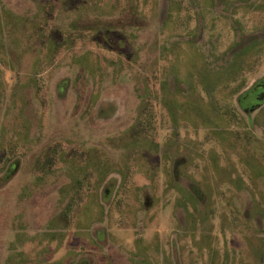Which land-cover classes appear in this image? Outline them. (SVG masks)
Listing matches in <instances>:
<instances>
[{
  "label": "rangeland",
  "instance_id": "374dc122",
  "mask_svg": "<svg viewBox=\"0 0 264 264\" xmlns=\"http://www.w3.org/2000/svg\"><path fill=\"white\" fill-rule=\"evenodd\" d=\"M217 2L0 0V264H264V0Z\"/></svg>",
  "mask_w": 264,
  "mask_h": 264
},
{
  "label": "trees",
  "instance_id": "16d2710c",
  "mask_svg": "<svg viewBox=\"0 0 264 264\" xmlns=\"http://www.w3.org/2000/svg\"><path fill=\"white\" fill-rule=\"evenodd\" d=\"M51 1L53 3H51ZM58 1H60V0H30V2H32V4L35 3L37 6H40L39 9H38V11H42L44 14L48 11V9H54V8H56L55 7L56 6L55 3L56 2L58 3ZM64 1L69 2L71 0H63V2ZM191 1H195L196 3H198V0H191ZM225 1L226 0H218L217 3H222L221 5H224V2ZM182 2H184V0H180V3L179 4L184 5V3H182ZM40 4H42V5H40ZM182 5H181L180 9H182L183 11L185 10V8L189 9V7H185L184 8V6H182ZM43 9H44V11H43ZM1 10L3 12H0V26H3V28H5V27L12 28L14 26V24H16L18 21L14 20L13 17H10L9 13H7V11L5 9H1ZM46 16L45 17H42V18L46 19V21H49V20H47L49 17H46ZM188 16L185 17V18H182L183 24H181V25H186V23H189V21L191 20V17H190V15H188ZM3 19H5L6 21L4 22ZM32 24H33V22H32ZM127 24L135 27V26H138V21H137L136 18L132 17V19H130V21L127 22ZM122 25H124V24L123 23L120 24V22L106 23V24H100V25L99 24H95V25H93L90 28V30L91 31H97V32L98 31H101V32H109L110 33L113 29H118L119 27H124ZM33 26H34V28H32V29L30 28L31 33H32V36L31 37L36 38L37 40H40L41 33L43 34V32L45 30V27H42L40 24L39 25L36 24V25H33ZM78 30H80V27L77 28V29H72V31L74 33H73V35L70 36V39L72 38L71 41L75 39V34H77ZM3 31H6V29H3ZM0 34L2 35L3 32L0 31ZM79 34L81 36H83V33H79ZM251 34H254V33H251ZM1 35H0V41L2 40ZM263 38L258 39L257 37L249 34L247 36V38H246V41H245V44L244 45H245V47H247V50H249L251 48H254L255 46L257 47V45H259V42L262 41V40H264ZM46 49L48 51L49 50H53L50 45H48ZM242 49L243 48L241 47V49H239L238 51H236L235 53H233V56L231 57V60H233V61H231L232 64L235 63V60L237 59V56H238L237 54H240L241 52H246L247 51V50H244L243 51ZM239 89H241V88H239ZM239 89L237 91L234 89L235 91H233V92L235 94L237 92V94H238V92H240ZM149 92H150V90L148 91V93ZM252 107H254V106H251L249 108H252ZM148 109L153 110L152 107H149ZM170 117L173 118V119L175 118V117H173L171 115H170ZM153 118H154V116H152L151 111H145V112L142 111V114L139 117V119L137 120V124L134 127L135 135L132 137L131 141H133L136 138V136L139 135L140 133L143 134V136L146 137V138L151 134L150 131H151V126H152ZM230 122H231V120H230ZM173 174L175 175V177H178L180 175V170H179V168L177 166H174V172H173ZM112 187L113 186H111V188ZM104 191H106V188H104ZM189 191L191 193V196H193L194 198H196L198 201H201V203L203 202L202 200H204V196L202 194V190H200V188L197 185L190 183L189 184Z\"/></svg>",
  "mask_w": 264,
  "mask_h": 264
},
{
  "label": "water",
  "instance_id": "95a60500",
  "mask_svg": "<svg viewBox=\"0 0 264 264\" xmlns=\"http://www.w3.org/2000/svg\"><path fill=\"white\" fill-rule=\"evenodd\" d=\"M252 95H253V97H255L254 100L256 101V102H254V104H255L254 107H259L261 105V103L264 102V87L253 89L252 91H250L248 93L247 96L251 97Z\"/></svg>",
  "mask_w": 264,
  "mask_h": 264
},
{
  "label": "flooded vegetation",
  "instance_id": "af4514ba",
  "mask_svg": "<svg viewBox=\"0 0 264 264\" xmlns=\"http://www.w3.org/2000/svg\"><path fill=\"white\" fill-rule=\"evenodd\" d=\"M261 87H264V86H261ZM259 88H260V87H259ZM250 91H251V90H250ZM250 91H248V92L246 93L245 97L242 99V104H245L246 107H251L252 105H255L254 102H256V101L254 100L255 97L247 96L248 93H249ZM249 97H250V101H248V102H250V103H247V100L249 99ZM263 104H264V102L261 103V106H262Z\"/></svg>",
  "mask_w": 264,
  "mask_h": 264
}]
</instances>
